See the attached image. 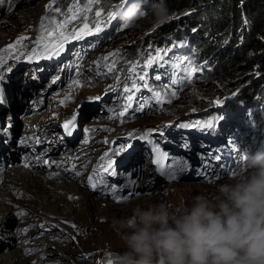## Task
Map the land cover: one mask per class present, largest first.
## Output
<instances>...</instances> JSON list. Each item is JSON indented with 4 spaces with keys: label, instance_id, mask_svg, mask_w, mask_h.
<instances>
[{
    "label": "rangeland",
    "instance_id": "374dc122",
    "mask_svg": "<svg viewBox=\"0 0 264 264\" xmlns=\"http://www.w3.org/2000/svg\"><path fill=\"white\" fill-rule=\"evenodd\" d=\"M121 1L122 0L113 4L107 10H102V8L93 4L91 10L78 13L77 19L71 22L73 25L69 23L63 31L69 34L71 32L70 27H81L83 23H85L83 17L85 15L88 19L95 17V12L97 10L102 13V16L98 19L106 20L107 14L112 12ZM144 2H146V4ZM150 3H152L150 0H143V5L144 7L146 6V10L149 8ZM2 7V10L0 9V69L6 71L7 68L3 66L10 59L15 57H21L18 58L19 60L25 59L23 61V66L17 61V67L21 66L25 68V66L31 64L33 60H35L34 62L38 60L37 63H41L42 60L39 54L45 53L44 45L54 43L59 39L57 26L69 17L71 14L69 9L73 11L76 10V3L75 0H2ZM79 7L87 9V0H82ZM183 7H186V5L181 6V9H177V11H170L172 17L176 18L171 19L167 24L162 26H156L150 15L139 20L133 27H125L123 24L115 25L112 21L106 22L102 27L104 34L100 31L94 35L85 36L87 37L85 41L81 39L75 40L76 43H74L73 40L66 42L64 47L78 44V41H81L82 44L75 45L73 51H71V53L69 52L61 63H58V60L51 65L42 63L45 68L49 69L51 74L48 77L49 79L46 77L43 80H38L33 74H29L31 77L35 78L37 84L33 82L34 85L32 86L36 89V92L34 94H28V96L34 97L36 100H32L29 102L30 104L28 103V106L25 107V113L17 114V116H19V120H17V135H21L24 133V130H28V128L30 130L32 129L33 132L35 131L34 129L37 124L32 123L29 119L31 117L27 119L24 118L27 115L39 117V121L41 122L39 129H42V132H47V134H52L51 132L59 130L61 124L64 121L66 123L69 122V118L72 117V115L79 114L82 120L84 115H87V118L84 119L79 126L77 123L71 128L72 130H77V137L74 139L76 140L75 143H71L66 139L67 142L65 144L69 146L67 150L70 149L68 152L71 153L69 156H67L66 151L55 153L52 152L51 149L48 150L47 147L45 148L42 146L33 158V162L35 160L36 163L34 168L29 167V160L26 161L25 154L20 152V155L19 153L16 154L14 162L0 165V171H4V175L6 176L8 175V171L16 168H20L22 172H27V175H30V173H46L47 176L45 178L49 179L51 185L48 186V190L49 188L52 190L55 189L61 183L60 179L74 180L73 176H78L81 179V183L78 184L82 185L86 194H95L94 198L106 200L110 204H112L114 199L112 200L109 197L96 195L98 189H96L95 192L91 191L93 189L89 184V176L93 177V182L99 179L101 177L100 173L104 172V168L107 167L109 160L113 165L117 162L122 164L121 160L125 157L126 151L131 145L136 150L135 155L138 157L139 164L137 166H127L128 170H124L125 174H121V176L124 174L127 179L133 177L127 184L128 189H131L130 193L124 192L123 189L120 191V193L124 192L121 197L127 196L129 199L135 198L139 194L150 198L153 192L154 194L157 193L156 191H160L161 193H159L158 197L163 198L164 195L170 193L166 186L172 181L181 184L191 183L198 189V194L206 193L212 195L219 185L230 182L238 172L245 171L243 167L244 155L242 154L239 155V162L233 166V168H231V165H228L226 168L227 171L223 175L214 174L211 170L207 169L212 166L206 165V160L203 162L205 170H202L199 166L188 167V159H179L174 156V142L176 141H171V135H173L175 131H170V125L182 121L185 122L192 117L208 115V113L215 112L220 108L221 110L229 108L227 112L231 114H236L244 109L248 116L253 117L256 112H258L256 110L264 109V103L256 100L254 96L253 98H247L250 99L248 103L247 99L243 96V92H246L249 88H253L255 91L261 90L262 87L260 85L261 81L264 79V77H262L264 76V71L255 74L254 71L244 73L240 70H235L227 75H211L214 70L217 71L218 65L222 62V58H219V51H215L211 57H202L201 51L203 49L197 50V48L194 47L192 42L193 37L191 36L190 40L184 39L188 44L177 43L181 42L183 34L180 31H176L170 33L171 35L167 36L166 39H159L158 41L164 43L170 42L171 47L175 46L177 49H190L192 52L195 51V54H200L198 59L203 61L204 66L208 68V72L192 78V82L188 83L186 81V71L180 72L175 69L176 73H174V76L184 80L182 88L176 87L177 84L172 82V74L170 76L169 85H164L156 78L154 81H148L152 90H156L157 88L161 96H165V102L160 105L154 103L152 96L143 99L133 97L131 101H128L123 98L127 97L129 94H123L116 89L119 83L125 81V74L129 72L128 69L134 64L139 65L137 71L136 68L134 70V72H138L137 75H135L136 78L140 74H148L149 71L146 69L147 67H144L147 61L145 63L142 61L144 57L139 58L131 56L129 53L132 49L133 51L134 49H144V51L157 49L158 44H156L157 40L155 39V35H160L158 34L160 28H164L163 30L165 31L172 25L168 29L170 30L171 27L176 29L178 23L188 18V12ZM57 8L59 11H56ZM89 26L94 27V23H89ZM106 26L109 28L107 29ZM49 33L52 35L50 36ZM2 34H4V36H2ZM208 37L212 39L213 33L208 34ZM151 42L153 43L152 46H150ZM23 43L25 45H23ZM27 43H29L28 50H21L20 47H27ZM223 44L224 45L221 46L220 49H225L224 53L232 50L234 51V43L232 44L231 42L229 46L230 40L228 38ZM237 44L239 48V40H237ZM9 46L14 47L10 48ZM159 47V49H164L163 46ZM33 50H35V52ZM181 52L185 53L182 50ZM29 53H35L39 56ZM112 53H118V55L112 56L110 55ZM246 54H248V52L244 50L243 55ZM105 56L109 57L108 61L103 59ZM257 56L262 57L264 54L258 53ZM218 59L220 60L218 61ZM112 61H115L114 68L113 71L109 72L105 65ZM39 65L40 64L30 65L27 66V68L39 69L41 72H44V68H39ZM65 68H67V70H65ZM16 69H13V71ZM26 70L28 69H21V72L25 73ZM23 75L24 78H26L27 75ZM146 76V79H148V75ZM12 79L17 81L18 77L14 75ZM32 81L34 80L32 79ZM0 84L5 86V88L7 87L5 81H3L1 77ZM133 84L136 85V81L133 80L131 85L133 86ZM18 86L22 87L23 91H26V84H19ZM113 89L114 93L111 97V104L110 101H106V104L97 105L98 102L105 100V95L110 93ZM19 91L21 93V90ZM171 91L176 92L175 98L170 97ZM3 96L2 93L1 100ZM169 100L170 102H168ZM231 100H236V103L231 105ZM195 102H201L200 104L202 105L197 106ZM239 103L242 105H238ZM72 104H74V107L70 108L69 105L72 106ZM226 104L227 106L223 107ZM81 106L86 110L96 106H98L99 109L94 112L75 113L77 108ZM9 110L8 107H5L4 111L8 114ZM158 111H161V117L158 116ZM121 112H124L123 116H120ZM11 113L12 112L9 114ZM43 113H47L48 115L45 116ZM262 113L263 114H261L258 119L252 120V126H249L242 135L239 134L236 144L240 152L249 150L250 152H254L260 149L258 148L260 140L255 141L253 136L258 139L264 132V128L261 129L260 126V123L264 120V110ZM217 114L222 115L223 112L219 111ZM242 114L243 113H241V115ZM46 118L47 121L52 122L44 124L43 122H45ZM12 120L14 121L15 118L12 117ZM2 127L7 126L1 125L0 128ZM35 136H33V145L40 146L42 143L41 139ZM56 137H58V140L63 138L59 134ZM133 137L137 138L139 144L142 145L140 150L137 149L136 145L133 143ZM245 137H249V140L244 143ZM31 138L30 136V139ZM42 140L46 141L48 137L45 136ZM56 140L57 139H52L50 145H54ZM66 140L64 139V141ZM27 141L28 139L18 138L15 143V148L26 146ZM169 144L173 147L171 150L168 148ZM177 144L180 146L181 150L184 149L182 150L183 152L187 150L186 152L188 153L190 151V149L185 146L179 143ZM242 144H246L245 148H243ZM155 147H158L161 152H153V148ZM50 152L52 154H50ZM78 153L84 155L83 157H87L84 171H81L79 167V162L76 158ZM161 153L166 154L167 159H163ZM117 156L119 159H115ZM191 156L196 158V155ZM208 156H210L208 152H201L197 157L198 159H206ZM102 157L104 158L103 160ZM215 157L217 158L218 155ZM157 158L160 159V166L153 164V159ZM227 158L229 159L230 156L228 155ZM135 161L136 159H134L132 163L135 164ZM177 161L180 162L179 165L175 164ZM185 164L186 170L180 171V168ZM169 165H172L176 169L177 176L173 180L168 178L167 175L161 174V167L167 171ZM221 168L225 169V166H221L220 169ZM114 169L115 168L112 167V169L107 172L109 177H115ZM158 170L159 172H157ZM94 171L95 173H93ZM190 172L194 173L193 177L189 176ZM178 177L179 179H177ZM132 181H136L134 188L130 186L133 183ZM107 185H109L108 189H118L117 186L119 183H108ZM99 186L100 185L97 187ZM54 193V191H51L48 196H52ZM8 197L9 190L7 186L0 188V204L8 205ZM19 197L20 196L17 195L16 199L24 201V199ZM35 201L37 202V199ZM67 201H71V199L68 198ZM116 204L122 207L126 202L123 201L122 203ZM184 209L181 203L177 214L182 213ZM15 211L9 219L7 218L8 214H6L3 224L0 226V243L3 246L0 249V255L9 252H17L16 259L20 261L16 264H24L29 258L30 264H114V257L123 253V241L115 230H106L100 236H92L89 242H87V248L81 250L77 248L75 242L74 245H72L74 239L79 238L81 234L80 230L69 233L64 230L63 227H60L54 217H48L44 222H39L40 218L37 215L32 218L33 221L31 224H25L24 221L20 219L25 217L28 210ZM5 219L7 220L5 221ZM56 231L60 232L61 235H58ZM71 252L72 255H69ZM61 257L66 258V260L60 261L59 259ZM11 261H13L12 264H15L14 259H11ZM0 264H9L8 258L3 256L2 259H0Z\"/></svg>",
    "mask_w": 264,
    "mask_h": 264
},
{
    "label": "bare ground",
    "instance_id": "6f19581e",
    "mask_svg": "<svg viewBox=\"0 0 264 264\" xmlns=\"http://www.w3.org/2000/svg\"><path fill=\"white\" fill-rule=\"evenodd\" d=\"M127 3H128V0H124L117 7H120L122 4L126 5ZM144 3L146 4V2ZM1 8H3L2 0L0 2V9ZM111 21L115 25L122 24L117 18V16H115ZM117 22H120V23H117ZM177 25H179V23ZM2 36H4V34H2ZM167 36H169L168 33L155 35V39L157 41L159 39L164 40L167 38ZM159 43L161 46L164 47V49H159L160 47L157 49H149L148 51H144V49H140V55L138 57L139 58L144 57V59H142L144 63L147 61L149 57H155L157 54L161 56L160 61H156L150 67L146 68L148 69L149 72L148 74H145V77H147L146 75H148V79H145L144 81H141V82L154 81L155 78L159 76L160 77L159 81H161L164 85H169L171 74L176 73L175 69H177L180 72H184L188 67H195L197 69L196 73L193 74V78L202 75V73L205 74L206 72H208V68L204 66L203 61H200L198 59L200 54H195L194 53L195 51L192 52L190 51V49H177L175 46L171 47L170 42H167V43L159 42V41L156 42V44H159ZM177 43L184 44L187 42L181 41ZM28 44L29 43H27L26 45L27 47L21 46L20 47L21 50L27 51L29 48ZM80 44L82 43L74 44L72 46H67L62 57L58 59V63H61L62 60L66 58V55L69 52L71 53V51H73L75 45H80ZM23 45L25 44L23 43ZM150 46H152L151 43H150ZM181 50L184 51L185 53L181 52ZM15 62L16 60L10 59L3 66V67H6L7 70L2 71L0 69V77L3 79V81H5V84L7 85V87L5 88V86H2L0 84V105L2 104V101H3V104L0 107V126L1 125L7 126V127L0 128V165L4 163L14 162L16 159V154L19 153L20 155V152L21 153L23 152L26 156V161L29 160L28 161L29 167L34 168L36 166V163H35V160L33 162V158L37 154V151L42 146H44L45 148L47 147L48 150L51 149L52 152H55V153L66 151L67 156H69V154L71 153L68 152L70 151V149L67 150V148H69V146H66L65 144L67 141H64V138H61L58 140V137H56L58 134H60L61 131L56 130L54 132H51L52 134H47V132L45 131L42 132V129H39V126L41 123L39 121V117H36L35 115H30V116L27 115L26 117H24L26 119L31 117L29 119L32 121V123L37 124L34 129L35 131L33 132L32 129L30 130L28 128V130H24V133H22L21 135L16 134V131L18 130L17 120H19V116H17V114L25 113L26 111L25 107L28 106V103L31 102L32 100H36L34 97L28 96V94H31V93L34 94L36 92V89H34V87L32 86L34 85L33 82L37 84V82L35 81V78L31 77L30 75L33 74L35 77H37L38 80H43L46 77L48 78L51 74L49 72V69L45 68L44 64L42 63H31L29 65H26L25 68L20 66V67H17L15 71H13V69L15 68ZM206 62L209 63L208 61ZM38 64H40L38 66L39 68L40 67L44 68L43 69L44 72H41L39 69L35 70L32 68H27V66L38 65ZM177 65H179V67H177ZM21 69H28V70H26L25 73H23L21 72ZM65 70H67V68H65ZM136 71H137V67H136ZM23 74L27 75L26 78H24ZM14 75L18 77L17 81H15V79H12ZM32 79L34 81H32ZM21 80H25V81H21ZM17 84L18 85L26 84L27 85L26 91H23L22 87H19ZM176 84H177L176 87L178 88H182L184 85V83L182 84L181 81H176ZM143 85H144L143 83H136L138 92L142 91V96L147 97L148 95ZM19 90H21V93ZM2 93L4 96H3V99L1 100ZM113 93H114V90L106 94L105 100L98 102L97 105L106 104V101H110V104H111V97ZM230 103L232 105L236 103V100H231ZM226 106L227 104L224 105L223 107H226ZM5 107H8L10 109L8 111V114L4 111ZM69 107L73 108L74 104H72V106L69 105ZM97 109H99L98 106L94 108H90L88 110H86L85 108L81 106L77 108L75 113L77 112L83 113V112H88V111L94 112V111H97ZM228 109L225 108L221 110L220 108V109H217L215 112L213 111V112L208 113V115H205V116L192 117L191 119L183 123V124H192V125L199 124L200 125L199 127H183L182 128V127H179V125L171 127L170 131H175V133L171 135V139H172L171 141L175 140L179 144L181 142H184L186 144V148L190 149L188 153L186 152L187 150L183 152L180 146L176 142L173 141L175 144L174 156L179 159H182V158L188 159L187 161L189 164L188 167L199 166L202 168V170H205L203 162L206 160L207 165L212 166L211 168H207V169L211 170V172H213L214 174L217 173V174L223 175L225 174V172H222L218 168L219 164L214 162L213 155L219 150H225V151H228L230 155L228 162L232 163L233 166H235L239 162V155L245 154V152H240L235 147V143H237L239 134L244 133V131L247 130L249 126H252L253 124L252 120L254 121L255 119H258L259 116L263 114L262 112L264 109L256 110L258 112H256V114L253 117L248 116L247 112H245L244 109L241 112H238L236 114L228 113L227 112ZM219 111H222L223 114L222 115L217 114V112ZM10 112L12 113L9 114ZM241 113L243 114L241 115ZM43 114H45V116L48 115L47 113H43ZM12 117L15 118L14 121L12 120ZM86 118H87V115H84L83 120ZM83 120L79 114H75L74 116L72 115V117L69 118V121H72L73 125H76L78 123V126ZM48 122L51 123L52 121H47V118H46L45 122L43 123L46 124ZM208 122H213L212 128L203 127V125ZM30 136L32 138L33 136L39 137L42 142L41 145L34 146L33 145L34 138L30 139ZM45 136L48 137V140L46 141L42 140ZM18 138L28 139L26 143L27 145L23 146L24 148L23 147L15 148V143L17 142ZM52 139H57L54 145H50V142ZM259 140H260V144L258 148H260V150H264V132L261 134ZM75 141L76 140H73L71 143L73 142L75 143ZM133 143L136 145L137 149L140 150L142 148V145L139 144L138 139H133ZM204 145H207L208 148L211 150L212 157L208 156L206 157V159L205 158L198 159V157L196 156V158H193L191 156L193 155V151H198V156L200 155L201 152L208 151V149L204 148ZM247 152H250V151H247ZM50 154L52 153L50 152ZM83 156L84 155H82L81 153H78L76 155L81 171H84L85 163L87 162V157L86 156L83 157ZM115 159H119V157L117 156L115 157ZM134 159H136L135 164L132 163ZM138 164H139L138 157L137 155H135V153H133L129 155L122 164L118 162L114 163L113 167L115 168L114 169L115 177H109L107 175V172L105 171L101 172L100 176L106 178L105 179L106 184L108 183L118 184L119 183V185L117 186L118 191L116 195L122 196L124 192L130 193L131 189L130 190L128 189L127 184L133 178L132 177L130 179L129 178L127 179L124 176L125 174L124 170H126L128 168L127 166L129 165L137 166ZM221 164H223V162H221L220 165ZM93 173H95V171ZM122 173L124 174L121 176ZM46 176H47L46 173L45 174L44 173H30V175H27V172L25 171L22 172L20 168L11 169V171H8L7 176L4 175V171L3 172L0 171V188L7 186L9 190V197L7 201L8 205L0 204V226L3 224L4 216L6 214H8L7 218L9 219V217L12 216L15 210L23 211L27 209L28 212L26 213L25 217H22L20 219L24 221L25 224H31L33 221L32 218L35 217V215H37L40 218L39 222L41 221L44 222L45 219L48 217H54L57 220L60 227H63L64 230L68 231L69 233L80 230L81 234L79 235V238H75L72 245H74V242H75L77 244V248L81 250H84L87 248V244H88L87 242H89L92 236H96V235L100 236L106 230L114 231L115 229L113 227V221L117 219H124V218L129 217L132 214V209L137 205L141 207H148L150 205H154L158 203H165L172 207L174 213H177L178 210L180 209L181 203L183 204L184 208L190 207L191 203L193 202V198L199 193L198 189L195 188V185H192L191 183L181 184L176 181H172L168 186H166V188L169 189L170 193L167 195H164L163 198L158 197L159 193H161L160 191H156L157 192L156 194H154L153 192L150 198H147L146 196L139 194L135 198L129 199L128 197V199L124 201L126 202V204L120 207L113 200L114 196L112 194V189H108V187L105 188V187L99 186L97 187L98 191H96V189L91 190V191L92 192L96 191V195L98 194L101 196L111 198L114 201L113 202L111 200L113 205L108 203V201L106 200L94 198L95 194L94 195H92L91 193L86 194L85 189L82 187V185L78 184V183H81L80 182L81 179L78 176L77 177L73 176L74 180L60 179L61 183L53 190L50 188L48 190L50 181L49 179L45 178ZM189 176L193 177L194 173L190 172ZM177 179H179V177ZM135 184H136V181H134L130 186L134 188ZM121 189H123L124 192L120 193ZM51 191L55 192L54 195L48 196L49 192ZM17 195L20 196L22 199H24V201L17 200L16 199ZM68 198L71 199V201H67ZM36 199H37V202L35 201ZM6 220L7 219H5V221ZM56 232L58 233V235H61L60 232L58 231ZM2 247L3 246L0 243V249ZM124 250L125 249L123 247L122 251ZM17 254H18L17 252H9L7 254H2L0 255V259H2L3 256H5L6 258H8L9 264H12L13 262L11 261V259H14L15 261L14 263L16 264L17 262L20 261L19 259H16ZM69 255H72V252L69 253ZM59 260L60 261L66 260V258L61 257ZM24 264H30V258L27 259Z\"/></svg>",
    "mask_w": 264,
    "mask_h": 264
},
{
    "label": "clouds",
    "instance_id": "9594fccd",
    "mask_svg": "<svg viewBox=\"0 0 264 264\" xmlns=\"http://www.w3.org/2000/svg\"><path fill=\"white\" fill-rule=\"evenodd\" d=\"M151 16L156 26L171 18L165 0H128L116 10L126 27ZM245 171L217 187L214 194H198L190 207L174 213L158 203L139 205L113 227L124 244L114 264H264V150L245 152Z\"/></svg>",
    "mask_w": 264,
    "mask_h": 264
},
{
    "label": "trees",
    "instance_id": "16d2710c",
    "mask_svg": "<svg viewBox=\"0 0 264 264\" xmlns=\"http://www.w3.org/2000/svg\"><path fill=\"white\" fill-rule=\"evenodd\" d=\"M118 1L120 0H100L99 5H94L102 8V10H107ZM165 2L170 11H177V9H181V6L186 5L183 8L186 9L189 16L179 23L176 29L171 27L169 30L168 28L172 26L170 25L165 31L164 28H160L158 34L168 33L171 35L170 33L180 31L183 34L181 41L190 40L192 36L194 47L197 50L203 49L201 51L202 57H211L218 50L222 62L218 65L217 71L214 70L211 75H227L235 70L244 73L254 71L255 74L264 71V56H257L258 53L264 54V0H165ZM95 19L96 17H91L87 22L94 23ZM211 33H213L212 39L208 37V34ZM227 38L230 40L229 46L231 42L234 43V51L224 53L225 49H220V47L224 45L223 43ZM237 40H239V48L237 47ZM151 44L153 43L151 42ZM159 46H161L160 43L157 47L159 48ZM244 50L248 54L243 55ZM129 55L138 57L140 49H134V51L132 49ZM171 78H173L172 82L177 79L174 73ZM260 86L262 87L261 90L255 91V89L249 88L243 92V96L246 99L254 96L256 100L264 103V79ZM247 101L249 103L250 99ZM200 103L195 102L197 106L202 105ZM238 105L242 104L239 103ZM157 113L158 116H162L161 111ZM260 126L261 129L264 128V120ZM260 136L258 139L253 136V139L257 141ZM249 137L244 138V143L248 142ZM246 144H242L243 148Z\"/></svg>",
    "mask_w": 264,
    "mask_h": 264
},
{
    "label": "snow or ice",
    "instance_id": "6c2138e0",
    "mask_svg": "<svg viewBox=\"0 0 264 264\" xmlns=\"http://www.w3.org/2000/svg\"><path fill=\"white\" fill-rule=\"evenodd\" d=\"M81 2H82V0H75L76 10L73 11L72 9H69V12L71 13L69 15V17L58 24L57 31L59 33V39L56 42H54V43H48V44L44 45V50H45L46 53H53L54 52L55 54L58 55L59 52L63 50L64 44L66 42H68L70 40H81L85 36H91V35H94L95 33H98L100 31H102L103 24L106 23V22H110L116 16V10L118 8L124 6L122 4L120 7H117L112 12H109L107 14L106 20L96 19L95 22H94V27H90L89 26V23L87 22L88 17L85 15L83 17L85 23H83V25L81 27H79V28H73L72 31L69 34H66L63 31V29H65L67 27V25L69 23H71L73 20L77 19L78 13L91 10V6L93 4L99 5L100 0H87V4H88V8L87 9H82V8L79 7V4ZM56 11H59V9L57 8ZM101 16H102L101 11L97 10L95 12V17L96 18H100ZM174 18H176V17H172L171 19H174ZM49 35L51 36L52 34L49 33ZM9 47L12 48L14 46H9ZM33 51L35 52V50H33ZM110 55L116 56V55H118V53H112ZM103 59L105 61H108L109 57L105 56ZM160 60H161V56L159 54H157L155 57H149L147 62L144 64V67H150L154 62L160 61ZM114 64H115V61H112L111 63L105 65L109 72L113 71ZM138 66H139L138 64H134L132 67H130L128 69L129 72H134L135 68L138 67ZM177 67H179V65H177ZM185 71H186V81L188 83H191L192 82V78H193V74L196 73L197 69L195 67H188ZM137 78L140 81H144L146 79L145 74H140V75L137 76ZM156 79H160V77L157 76ZM173 83H176V82L174 81ZM181 83H184V81H181ZM143 86L144 87H148V85L146 83ZM134 88H136L135 84H133V89ZM131 91H132V89H129L127 87L124 88V92L125 93H130ZM155 96L157 98V102L158 103H164L165 102L164 100L161 99V93L159 91L155 92ZM170 97L171 98H175L176 97V92L175 91H171L170 92ZM126 99L128 101H131L133 99V95H131V94L127 95ZM168 102H170V100ZM123 115H124V112H121L120 116H123ZM71 123H72V121L67 122L64 125V127L68 128L69 124H71ZM199 126H200L199 124H197V125L180 124L179 125V127H182V128L183 127H199ZM212 126H213V122H208V123L203 125V127H205V128H212ZM153 152L160 153L161 150L158 147H155V148H153ZM161 156H162L163 159H167L166 154L161 153ZM103 159L104 158L102 157V160ZM153 164H156L157 166H160V159L159 158L153 159ZM175 164L179 165L180 162L177 161V162H175ZM112 167H113V164L109 160V162L107 164V167L104 168V171L108 172L110 169H112ZM184 170H186V164L183 167L180 168V171H184ZM77 174H79V173H77ZM161 174L162 175H167L168 178H170V179H175V177H176V169L172 165L168 166L167 171H165L164 168L161 167ZM105 179H106L105 177H100L95 182H93V177L89 176V184H90V186L92 187L93 190L97 189L98 185H100L102 187H109V185H107L105 183ZM117 191H118V189L112 188V194L114 196V200H115L116 203L119 204V203H122L123 201L128 199L127 196L121 197L119 195H116Z\"/></svg>",
    "mask_w": 264,
    "mask_h": 264
}]
</instances>
